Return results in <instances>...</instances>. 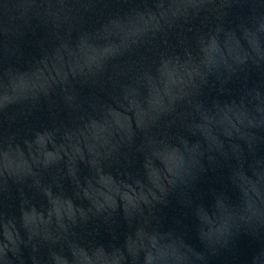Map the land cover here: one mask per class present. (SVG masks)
I'll return each instance as SVG.
<instances>
[{"label": "water", "instance_id": "1", "mask_svg": "<svg viewBox=\"0 0 264 264\" xmlns=\"http://www.w3.org/2000/svg\"><path fill=\"white\" fill-rule=\"evenodd\" d=\"M0 264H264V0H0Z\"/></svg>", "mask_w": 264, "mask_h": 264}]
</instances>
